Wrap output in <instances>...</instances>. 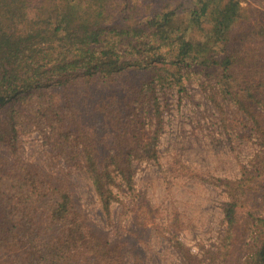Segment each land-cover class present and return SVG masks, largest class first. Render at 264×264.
<instances>
[{"label": "trees", "instance_id": "16d2710c", "mask_svg": "<svg viewBox=\"0 0 264 264\" xmlns=\"http://www.w3.org/2000/svg\"><path fill=\"white\" fill-rule=\"evenodd\" d=\"M146 8L141 14L138 0H0V147L11 157L7 164L0 158V264H128L126 246L93 230L66 181L27 164L23 138L34 130L43 131L54 159L90 177L108 220L121 184L137 197L134 162L158 160L161 93L180 86L183 71L225 79L264 146V122L241 99L258 101L264 83L243 79L237 89L243 81L231 70L239 62L234 30L251 19L248 7L242 0H167ZM255 30L264 40V21ZM96 81L117 91L83 113L73 88L82 85L92 97ZM243 170L239 180L218 181L230 198L222 207L225 247L232 253L240 246L241 264H264V213L248 211L245 227L239 219L248 196L261 190L252 183L264 177V152L256 174ZM136 208V221L150 223L149 206ZM167 231L182 264H206Z\"/></svg>", "mask_w": 264, "mask_h": 264}, {"label": "rangeland", "instance_id": "374dc122", "mask_svg": "<svg viewBox=\"0 0 264 264\" xmlns=\"http://www.w3.org/2000/svg\"><path fill=\"white\" fill-rule=\"evenodd\" d=\"M165 1L138 0V7L144 14L146 7L155 11ZM242 4L252 16L234 30L231 50L239 62L231 70L243 81H238L235 88L246 83L243 79L264 83V40L255 30L264 21V0H242ZM143 73L132 71L131 75L138 78ZM181 79L180 86L172 83L161 93L166 107L158 160L134 162L137 197L132 198L121 184L122 189L116 190L120 202L113 204L109 220L90 177L63 160L54 159L43 143L42 130L24 136V159L54 181L67 182L93 230L111 244L119 242L126 246L124 258L128 264H182L170 244L167 228L193 252L205 256L206 264H241L240 246L239 252L232 253L225 247L222 207L230 198L218 181L239 180L243 169L256 174V158L264 152V146L248 115L229 92L225 79L207 77L198 71H183ZM81 86L73 88V92L83 113H93L97 100L117 91L108 83L96 81L92 97H88ZM253 93L259 95L258 101L246 95L241 99L264 122V87ZM93 116L94 126L99 127L97 116ZM9 154L0 147L3 163H9ZM261 183L264 185V177L252 183L261 190L249 195L240 211L244 227L248 211L264 213ZM136 203L149 206L150 223L136 221Z\"/></svg>", "mask_w": 264, "mask_h": 264}]
</instances>
